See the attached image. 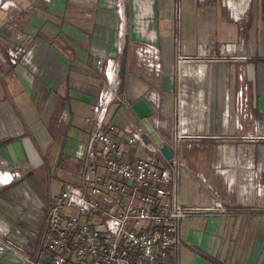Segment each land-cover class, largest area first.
Here are the masks:
<instances>
[{"label":"rangeland","instance_id":"rangeland-1","mask_svg":"<svg viewBox=\"0 0 264 264\" xmlns=\"http://www.w3.org/2000/svg\"><path fill=\"white\" fill-rule=\"evenodd\" d=\"M156 1L159 3V8L162 12V24L169 25L167 27L169 28V31L174 33L175 38L173 41L176 42L175 45L171 40L172 46L165 54L169 62V70L165 74V83L161 87V93L163 94V104L166 105V108L164 110V105H161V102L159 108H154V110H156V119L159 123H162L169 118L171 119V123L173 122L172 125H174V123L176 125L177 119L175 111L179 108L177 101L179 100L183 85L186 91L185 98L187 101L194 104H196V102L204 103L206 109L205 111L201 109V112H204V115L206 116L208 114V109L210 108V103L208 102V95H210V93H208V88H210V92L213 88H216V90L218 88L219 91L224 85V83L222 84L223 78L226 77L228 79V86L226 85L227 82H225V91L227 92V95L224 94L221 96V105L224 103L223 96H225V99L227 98L226 133L221 130L220 125H217V122L212 125V128H202L196 132L197 120L194 124L192 123L189 125V133L192 135H200L201 137H209V141L207 142L204 138H199L198 146L196 148L193 146L191 152L184 151L185 149L182 150L183 148L181 149V152L183 156L185 155L190 163H192L194 170H199V172L202 171L204 176L208 177L210 187L217 192V198L222 202L221 204L226 208L228 214H230V212L239 215L247 214L248 217H250L249 219L247 218L245 221H242L240 224L235 222L234 226H240L241 238L238 243H234V236L231 235L230 244L228 246L234 248V246H236L235 244H239L244 253L246 249L249 248V251L245 253L247 254L246 259L256 258L255 260L257 261V264H264V13L262 12L264 10V0H253L254 5L250 11L252 14L251 19H253L254 16L255 18L258 17L261 14L257 21L259 23L257 31L261 34L257 42L259 50V54L257 55L253 43V36L256 31L254 30L253 32L252 28L254 20H252L251 24L250 15L248 13L249 8L247 9L248 11L246 10L244 12L246 5L245 1L239 0L238 2H235L230 0L228 8L226 3L222 5L221 0H208V3L211 4L209 11L213 12V9H215L214 13L216 14V21L214 23L211 22V24L215 29V36L218 41L214 39V41H212L211 37L210 40H208L207 36L204 37V35H199L200 37L198 38L195 47L188 46L193 45L197 31L206 30L208 25V23L203 25L200 20L201 14L198 15V12L201 11L200 8L205 9L207 6H202L200 3L205 4L207 0H204V2H199L198 0H168L170 2V5L168 6V9L170 10L168 11L163 7V3H167L166 0ZM6 2H8V4H14L16 7H10ZM134 3V0H0V33L4 38V43L0 44V54L5 58V63L10 64L7 52H13L15 49L19 50L20 54L16 62L26 69L28 75L31 74L34 77L36 75L35 71H32L35 65V62L33 63L34 56L32 58L28 56L34 53L35 48H38V42L39 44L42 43L39 39L40 37L45 43L47 41V33L57 30L60 23L59 18L62 19L64 16L68 22H70L67 24L66 22L61 23L62 33L72 37L78 36L76 45L78 47H86L83 34L90 33L92 32V29H94L93 32L98 33V35L95 33L97 43H94L93 41L92 44L100 49V52L98 50H95L94 52L98 55L100 67L96 69V71L93 70L91 73L89 72L91 88L95 89L94 91L97 92V95L92 96V105L100 93H105L106 95L112 91V99L106 105L107 107L103 121L104 123L108 122L109 119L113 121L114 119L112 117L110 118L111 112L109 110L112 104L120 100L119 68L122 59L125 58L122 53L126 48L124 43L127 33L126 31L131 30L132 34H134L133 29L137 26L135 17L137 9H135ZM6 5H8V7H6ZM94 9L99 15H101V17H98L99 25L95 28H91L92 21H90L91 19H88V16L91 15ZM229 9L232 10L231 14L235 17L243 12V15H241L242 19H239L237 24H233L230 20L231 15ZM23 12H28V18L20 17V14ZM168 12L170 16L168 15ZM107 13H112L113 21H111V18H107ZM212 14L213 13H211V15ZM17 17H19L18 32H12L8 29L9 27H7V24L12 20H16ZM152 17L153 16L150 15L146 18V21L151 25L153 23ZM107 22L112 24L111 28H109V32L107 31L108 28L105 27ZM173 33L171 37L172 39ZM226 33L228 34L227 36L225 35ZM18 35H20L19 40L15 39ZM122 37L123 41L121 40ZM80 39L84 41L82 42ZM137 39V42L135 41L136 45L134 47V52H130L128 55V61L132 64L136 63V71H138V74L150 81V83L154 82L156 88L159 82L158 78H161V74H158L162 68L161 54L154 40L143 41V39ZM44 45L40 48H43ZM88 45H90V41L87 46ZM185 45L188 46L183 49ZM177 48L180 55L183 53V56H181L183 58L177 57ZM198 48L200 51H197ZM90 49H88V51ZM2 56H0V58H3ZM181 59L184 60V64L187 66L191 65L194 68L190 69L191 72H194L195 70L197 74H199V72L196 67L204 65V92H200V90L198 91L195 84L192 86L191 80L187 75L184 77L183 82L181 81L180 72H178L179 60ZM150 61L158 62L160 64V70L157 73L158 75L154 76L156 79H153L155 81L152 82L151 79L153 74L151 76V73L146 70ZM61 62L63 63L64 61ZM36 63L38 64V61ZM72 63H75L76 65L79 64L76 63V61H73ZM83 70L88 72L85 68H83ZM113 71L116 80L111 82L109 74ZM211 76H213L214 81L211 79ZM16 78L18 81L22 80L24 83L26 82V80L24 81L18 77ZM45 81L40 78L32 80V83L28 84V86L30 85V88H27L28 90H26V92L25 89L23 91L25 96L27 95V91H29V98L27 99L24 97L21 101L28 104V106L23 107L26 113L25 122L39 121L46 127V129L52 128L56 135L54 138H51L50 141L53 148H55L59 145L60 137H58L57 134L61 132L65 126L67 114L66 110H62L56 101L54 102V100H51L49 103V96L51 94L49 87L53 86L51 82L48 84ZM111 85L113 86L110 88ZM226 87H228L229 90ZM241 87L245 88L243 92L246 96V100L244 105L239 108L236 107L233 99L237 94L238 89ZM32 88L34 92L32 91ZM156 89L151 90L155 94V99L160 91ZM53 91L55 94L57 93L56 95L58 96L64 95V90L56 88L55 86ZM20 92L22 91H18V93ZM192 93H194V95L190 97V94ZM149 94V92L146 94L147 97ZM116 98H118V100ZM169 104L171 106L167 110ZM204 106L202 105V107ZM189 108L190 107L186 109L184 114L185 117L188 118L190 117ZM8 109L10 119L13 120L14 125H17L16 119L13 114H11L12 109H10V107ZM220 111L221 110L217 108H212L211 110L215 117L221 113ZM36 115H40L41 118H37ZM194 116L196 117L195 113ZM219 117L220 123L222 115L220 114ZM236 117H238L241 122H237ZM224 118L225 116H223V119ZM151 121L153 130L162 133L158 126H154L155 123L153 119ZM190 128H193V130ZM176 129L178 130L177 127ZM173 130L174 127L170 128V132L167 136L164 134L166 140L169 139V137L171 139V134L172 137L174 136ZM40 141L41 140H39V142ZM50 141L48 140V142ZM184 143L185 141L181 144V147ZM44 146L39 148L44 154H47L52 147L48 146L47 148H44ZM222 146H226V149H229V147L232 146L234 151V160L232 163L231 161L230 163L229 161L222 162L216 157L218 147L220 148ZM39 154V152L38 154L34 153L35 161L40 159ZM61 156L60 153L54 156V161H59L60 164L62 161ZM52 161V157L51 159L49 157L46 158L45 155L41 160L43 165L48 167L45 174L48 176L46 182L49 185L46 184L45 190L40 186V192L43 190L45 196L52 195V193H55L59 187L57 183V187L55 185L51 187V181L56 180L53 177L55 169H53L54 163H52ZM71 169L66 167V171L61 172L63 178L69 179L71 177L74 179L71 176ZM22 170H17V172L13 170L12 176L15 177L17 174L22 173ZM243 177L248 179L245 180V182L249 181L250 185H252V198L250 201H245L241 197L243 194L240 185L238 184ZM179 178V192L182 202L185 201V199L188 201L190 197L188 177L183 173H180ZM229 181H231V183ZM228 183L230 184L228 185ZM15 185L16 183L13 182L10 186L12 187ZM227 185L229 186V190L226 188ZM38 192L39 189L36 191L34 190L33 194L36 196ZM30 203L31 202L29 201V204ZM38 212L40 213V215H38L39 218L42 216L41 213H43V211L39 210ZM187 216L191 215H186V217ZM245 217L246 216H233L232 218L241 219ZM220 235L222 241L228 239L226 238L227 234L225 231H221ZM179 251L177 264H184L186 260L184 261L182 258L183 251L181 246Z\"/></svg>","mask_w":264,"mask_h":264},{"label":"crops","instance_id":"crops-1","mask_svg":"<svg viewBox=\"0 0 264 264\" xmlns=\"http://www.w3.org/2000/svg\"><path fill=\"white\" fill-rule=\"evenodd\" d=\"M166 1L167 3L164 2L163 7H165L166 11H168L170 10L168 9L170 2L168 0ZM134 2L135 9H137L135 15L137 26L133 29L134 34H132L131 30L126 31L127 33L124 39L126 48L124 49L122 55H124L125 58L122 59L119 68L120 100L116 98L118 102L112 104L109 110L111 112L110 118L112 117L114 120L112 121L111 119H109L108 122L104 123L102 119V123L104 125L111 124L114 126L117 132L112 134L111 136L119 143L123 142V136L129 130L140 128L142 133L146 136L144 137L143 142H148L151 146H160L161 144H165L168 149H172L169 146L170 142L172 141V134L171 139L169 137V139L166 140L164 136V134L167 136L170 132V128H172L173 122L171 123V119L168 118L166 119V121H163L166 122L167 125H169V130L167 132H164L160 129L163 134L159 133V131L157 132L153 130L151 120L153 119L155 123L154 126H158L160 128L158 124L159 121L156 119L155 115L156 110H154V108H159V106L164 105L161 87L165 83V74L169 70V62L165 54L172 46L171 40L172 43L176 45V42L173 41L175 36L173 32L169 31V28L167 27L169 26L168 24H162V12L160 11L159 3L156 0H134ZM6 4H8V2H6ZM194 4L197 5L196 3ZM200 4H202V6L207 5L205 9L200 8L201 11L198 12V15L201 14L202 16H200L201 23L203 25L205 23H208L207 28L206 30H204L203 27L204 31H197L193 45H185L183 49L187 46L195 47V45H197V40L200 37L199 35H204V37L207 36L208 40H210L211 37L212 41H218L215 36V29L211 24V22L214 23L216 21V14L214 13L215 9H213V12H210V3ZM250 4L248 7V13L251 19L252 14L250 13V11L253 8L254 1L251 0ZM8 5L10 7L15 6L14 4L10 3ZM8 5H6V7H8ZM262 12L264 13V10ZM27 13L28 12L21 13L20 17L28 18ZM211 13L213 14L211 15ZM150 15L153 16L152 25L149 24L148 21H146V18H148V16ZM168 15L170 16L169 12ZM112 16V13H107V18H111V21H113ZM260 16L261 14L258 17L260 18ZM98 17H101V15H99L98 12L95 11V9L91 13V15L88 16V19H91L90 21H92L91 28H95L99 25ZM258 17L255 18L254 16L253 19H251V24L252 20H254L252 27L253 32L254 30H256L253 36L254 50H256V55L259 54L257 42L258 38L261 36V34L257 31V26L259 24L257 22ZM18 19L19 17L7 24V27H9L8 29H10V31V27L13 24H19ZM59 19L60 23L59 27H57V30L47 33V41L45 43L40 37L39 39L42 41V43L39 44L38 42V48H35L34 53L28 56L31 58L34 56L33 63L35 62V65L32 69V71L34 70L36 73L34 77L30 73V75H28V73H26V69L18 62H16L15 64L5 63V58L2 56V54H0V56L3 57L0 58V169L9 171L11 173L13 170L17 172V170L23 169L22 173L17 174L15 177L12 176V180L8 183V185H0V220L8 227H12L20 231H36L39 228V224L45 212L44 210L46 208V205L48 201L53 197V195L57 193L61 189L60 187H62L67 182H78L77 179L80 173V164L84 156L83 148L89 139L90 132L96 124L95 114L92 110L91 105L93 103L92 96L97 95V92L94 91L95 89L91 88L90 79V73L93 70L96 71V69L100 67V63L98 62V55L94 53L95 50H98L100 52V49L92 44L93 41L94 43H97V38H95L96 32H93L94 29H92V32L83 34L86 47H78L76 46L78 36L72 37L62 33L61 23L66 22L67 24L70 22H68V20L64 16L62 17V19ZM111 26V23H106L105 27L108 28V32L110 31L109 28H111ZM172 33L173 39L171 38ZM206 33L209 35H207ZM96 35H98V33H96ZM133 35L136 38H134ZM225 35L227 36L228 34L226 33ZM19 38L20 35L17 40H19ZM137 38L143 39V41L154 40L161 54L162 68L158 73L161 74V78H158L159 82L158 86L156 87L157 89L155 88L154 82L152 81H155L153 80L156 79L154 76H157L158 74L152 73V83H150V81L138 74V71H136V63L132 64L128 61L129 53L134 52V47L137 42L136 40H138ZM121 40L123 41V37L121 38ZM89 41L90 45L87 46ZM3 43L4 38L0 33V44ZM42 45H44V47L40 48L42 47ZM88 49L90 50L88 51ZM197 51H200V49L198 48ZM182 54L183 53H181L180 55L177 48V56L181 57L183 56ZM37 61L38 64L36 63ZM61 61L64 62L62 63ZM73 61H76V63L79 64L76 65L75 63H72ZM94 62H96L97 64ZM203 67L204 65H199L198 67H196L199 72V74H197L195 70L194 72H191L190 69H194L191 65L187 66L186 64H184V60H179L178 72H180L181 81L183 82L184 77L187 75V77L191 80V85L193 86L195 84V87L198 91L200 90V92H204L205 83ZM83 68L88 70V72L83 70ZM16 77L23 79L24 81L26 80V82L24 83L22 80L18 81L16 80ZM37 77H39L41 80L43 79V81L46 80L45 82H47L48 84L49 82H51L53 86L49 87V91L51 92L49 96V103L51 100H54V102L56 101V103L59 104L62 110H66L67 116L65 119V126L63 127L62 131L57 134L58 137H60V140L58 147L55 148H53L50 141V139L54 138L56 135L52 128L46 129V127L43 126V124H41L39 121L28 123L25 122L26 113L23 107L28 106V104L22 102L21 99L24 97L28 99L30 93H28L29 91H27V95L25 96L23 91L25 89L26 92V90H28L27 88H30V85L28 86V84L32 83V80H34L35 78L39 79ZM109 77L111 82L116 80L114 77V71L109 74ZM211 79H213V76H211ZM225 82H227L226 85L228 86L229 83L226 77L223 78L222 84L224 83V85L223 88L219 89V91L218 88L217 90L216 88H213V90H211L210 92V88H208V93H210V95H208L210 108L208 109V114L206 115L207 117L204 115V112H201V109L204 111L206 109L204 103L196 102V104H194L187 101V99L185 98V89L183 85V89L181 90V93L179 95V100L177 101L179 104L177 117L180 123H183L186 109L190 107V112L195 113L196 117L193 114L192 120H190L189 118V122L190 124H194V122H197L198 120L196 128L197 131L201 130L202 128H212V125L217 122V125H220L221 130L226 133L225 131L227 125V117L225 116L224 120V115L222 114L225 103L221 105V96L224 94L227 95V92L225 91ZM54 86L56 88L63 89L64 95H56L57 93L55 94V92L53 91ZM226 88L229 90L228 87ZM152 89L160 90L159 93L162 94H157V97L155 99L156 105L151 104L146 95L148 92L152 94ZM18 91L22 92L18 93ZM223 97L225 98V96ZM202 105L204 107H202ZM170 106L171 105L169 104L167 110L170 108ZM7 107H10V109H12L11 114H13L14 118L16 119L17 125H14L13 120L10 119L9 109ZM165 108L166 105H164V110ZM212 108L221 110L220 114L222 115V117L220 123V114L215 117L211 112ZM37 118H41V116L39 115L37 116ZM223 121L226 122L224 125ZM190 129L193 130V128ZM180 131L182 132L183 128ZM47 138L50 142H48ZM208 138L209 137H205L204 140L208 142ZM39 140L41 141L39 142ZM183 142L180 143L182 144ZM181 144L179 147V156L184 163V167L181 169L180 173H183L186 177H188L190 197L188 201L187 199H185V201L182 202L178 183L180 203L183 206L200 205V203L207 202L210 195L212 196L213 194L215 196L214 198L222 203L217 198V192L213 190L212 187H210L208 177H205L201 170V172H199V170H194L189 159H187L185 155L183 156L181 152L182 148V150L185 149L184 151L188 152H191L192 148H187L185 146V143L181 147ZM42 146H44V148H47L48 146L52 148L47 154H44L43 151L39 148ZM124 148H126V150H128V153L130 154L139 156L148 155L145 149H143L139 144L124 146ZM33 152L36 154H38V152L40 153L39 160H37V157V161L34 160L35 155ZM216 152V157L222 162L229 161L230 163L231 161L232 163V161L234 160V151L232 146H230L229 149H226V146L220 148L218 147ZM59 153L62 155V161L60 164L59 161H54V156L58 155ZM43 154L46 158L49 157L51 159L52 157V163H54L53 169H55V172L53 177L56 180L51 181V187L54 185L56 186V183L59 185L56 192L52 193V195L50 196H45L43 190H41L40 192V186L45 190V186L46 184H48L46 182L48 176L47 174H45L48 167H45L43 165V162H41L44 157ZM66 167H69L70 169L72 168L70 172L71 176L74 179H72L71 177V179L63 178L61 172L66 171ZM199 174L204 178L203 182L200 180L198 181L199 177H197V175ZM245 180L248 179H246V177L240 179L238 185H240V189L243 194V196L241 195V197L245 201H250V199L252 198V185H250L249 181L245 182ZM13 182L16 183V185L11 187L10 185ZM229 182L231 183V181ZM230 183H228V185ZM228 185L226 188L229 190ZM38 189L39 192L35 196V194H33V191H36ZM29 201L31 202L30 204ZM39 210H42L43 213H41L42 216L38 218V215H40V213L38 212ZM233 216L246 217L235 219L232 218ZM247 218H250L247 214L239 215L231 212L230 214L225 215L200 213L182 218L180 220L181 243L177 251L179 254V249L181 246L183 251L182 258L184 259V261L186 260L184 264H257V261L255 260L256 258L246 259L247 254L245 253L249 251V248L246 249L244 253L239 244H235L236 246H234V248L228 246L230 244L231 235L234 236V243H238L241 238L239 228L240 226H234L235 222H237V224H240ZM221 231L226 232V238H228L226 241L225 239L224 241H222L220 235ZM10 238L12 240H15L13 236H10ZM0 264L21 263L16 261V259L11 254L2 252L0 253Z\"/></svg>","mask_w":264,"mask_h":264},{"label":"built area","instance_id":"built-area-1","mask_svg":"<svg viewBox=\"0 0 264 264\" xmlns=\"http://www.w3.org/2000/svg\"><path fill=\"white\" fill-rule=\"evenodd\" d=\"M243 1L245 12L251 0ZM221 3L227 5L228 0ZM229 12L233 23L242 19L243 12L237 17ZM10 28L18 32L19 26L13 24ZM7 54L9 63L15 64L20 51ZM159 67L158 62L150 61L146 70L157 74ZM244 89H238L234 96L236 107L245 103ZM111 99L112 91L100 93L91 106L96 124L83 148L78 182H67L53 195L36 231H20L0 220V253L11 254L21 264H177L182 218L200 213L228 214L214 194L200 205L180 203L178 177L184 167L180 142L196 148L199 138H205L189 133V118L192 120L194 114L190 108V117L184 115L183 123L175 111L171 157L165 160L158 146L143 142L146 136L140 128L124 134L122 143L112 138L116 129L102 123ZM148 100L156 105L154 92ZM159 126L164 132L169 130L166 122ZM134 144L148 155L128 153L124 146ZM197 177L204 181L200 174ZM11 180L12 173L0 169V185H8Z\"/></svg>","mask_w":264,"mask_h":264},{"label":"water","instance_id":"water-1","mask_svg":"<svg viewBox=\"0 0 264 264\" xmlns=\"http://www.w3.org/2000/svg\"><path fill=\"white\" fill-rule=\"evenodd\" d=\"M158 149H159L161 155L164 157V159L169 160V158L171 157L170 149H168L165 144H161L160 146H158Z\"/></svg>","mask_w":264,"mask_h":264},{"label":"bare ground","instance_id":"bare-ground-1","mask_svg":"<svg viewBox=\"0 0 264 264\" xmlns=\"http://www.w3.org/2000/svg\"><path fill=\"white\" fill-rule=\"evenodd\" d=\"M229 1L230 0H228V3H229ZM228 3H227V6H228ZM232 11V10H231ZM233 13V12H232ZM224 103H225V105H224V108H223V111H222V113H223V115L224 116H226V99L224 98ZM225 113V114H224ZM225 120V119H224ZM226 122L225 121H223V125L225 124Z\"/></svg>","mask_w":264,"mask_h":264}]
</instances>
